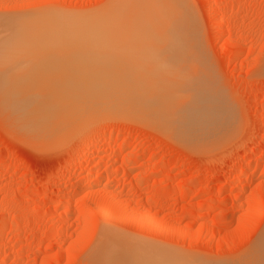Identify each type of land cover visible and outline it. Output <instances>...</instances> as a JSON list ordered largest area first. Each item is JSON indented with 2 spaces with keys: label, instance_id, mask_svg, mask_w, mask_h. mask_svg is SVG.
I'll return each instance as SVG.
<instances>
[{
  "label": "rangeland",
  "instance_id": "374dc122",
  "mask_svg": "<svg viewBox=\"0 0 264 264\" xmlns=\"http://www.w3.org/2000/svg\"><path fill=\"white\" fill-rule=\"evenodd\" d=\"M112 1L0 0V17L48 7L90 13ZM182 9L188 18L162 16L152 22L153 34L135 37L142 40L103 39L101 53L106 42L117 50L109 55L113 61L104 57L97 65L100 77L110 66L111 74L132 69L137 77V71L162 66L159 57H169L175 70L199 75L228 101L224 131L205 145L182 143L164 132L163 123L132 108L112 120L71 125L63 139L43 141L22 135L0 114V264L127 261L98 257L102 240L111 237L119 243L111 244L117 259L136 252L138 261L153 264H242L264 237V0H186ZM121 45H129L127 60L119 57ZM123 79L115 80L134 78ZM101 129L114 135L99 139ZM87 141L95 148L108 145L107 151L93 148L86 158ZM124 157L137 167H123ZM97 172L93 190L79 194ZM183 186L186 194L180 193ZM151 253L163 258L156 261Z\"/></svg>",
  "mask_w": 264,
  "mask_h": 264
},
{
  "label": "bare ground",
  "instance_id": "6f19581e",
  "mask_svg": "<svg viewBox=\"0 0 264 264\" xmlns=\"http://www.w3.org/2000/svg\"><path fill=\"white\" fill-rule=\"evenodd\" d=\"M185 5L186 0H113L107 7L103 6L101 10L99 8L90 13L65 12L58 8L48 10V7L44 8L46 10L38 9L15 17H0L1 116L22 135L50 141L63 139L65 129L71 125L80 124L79 126L86 127L88 123L98 119L96 117L112 120L118 116L117 113L124 110L129 112L134 108L137 113H144L163 123L162 126L166 129L164 132L169 131L171 136L178 137L182 143L190 142L199 146L213 141L214 137L224 131L230 120L226 105L228 101L226 102L212 85L202 81L199 75L187 70L184 72L181 69L175 70L174 62L168 61L169 57L165 56L159 57V61L156 62L162 66L150 69L153 65L137 71V77L134 76L135 71L133 73L132 69L118 68V71L120 70L118 74H111L113 66L109 69L106 67L108 72L104 69L105 72H102L100 77L102 69L99 70L97 67L99 63L105 62L104 57L110 58L111 55L114 58L117 50L115 45L106 42L107 47L101 53L100 48L105 44L103 39H114L118 35L128 41L142 40L135 37L138 35L147 37L150 30L153 34L152 22L160 20L162 16L176 20L187 17L182 9ZM213 10L214 5H209L208 11ZM223 22L221 18L217 24L219 35ZM182 31H186V28L184 27ZM156 41L153 40L152 44ZM143 45H147V42ZM236 52L237 50L234 51V55ZM121 53L123 54L119 57L123 59L130 56L129 45L123 47L121 45ZM99 58L103 61L98 62ZM109 74L114 75L113 79L111 77L110 80ZM115 75L120 77L116 76L117 80L141 78L142 81L133 82L132 79V82H118L114 79ZM38 78L43 81L36 82ZM33 79L35 80L32 81ZM109 135H114V131L104 129L97 134V138L103 139ZM87 142L84 147L86 149L83 148L85 151L83 155L81 154L85 157L95 148L92 141ZM123 146L122 143H116V148L122 149ZM107 147L108 145L104 144L94 151L105 152ZM128 160L127 157L121 160L123 167L127 166V169L137 167V164L131 165ZM245 172L249 174L250 171ZM99 174L97 172L94 176L91 175L89 180L84 181L78 193L89 192L96 185L94 183L101 176ZM185 192L184 187L180 193L186 194ZM64 204V209L68 210L71 201ZM110 204L103 203L109 212L122 214L120 209L116 210ZM103 240L97 251L98 257L118 261L117 263L120 259H127L125 261L127 264H153L151 262L153 259L145 262L143 258L144 262L138 261L135 255L141 253L135 252L134 257L132 252L127 253L129 251H122L128 255L122 253L123 258L117 259L113 257L115 253L112 255L114 251L111 244L118 248L119 243L112 237L105 238V242ZM148 255L150 257L149 253ZM152 256L156 261L163 258L154 253ZM125 262L121 261L120 264H126ZM242 264H264V237L258 244L256 243L249 254L242 257Z\"/></svg>",
  "mask_w": 264,
  "mask_h": 264
}]
</instances>
